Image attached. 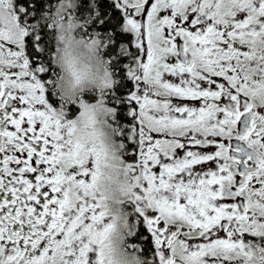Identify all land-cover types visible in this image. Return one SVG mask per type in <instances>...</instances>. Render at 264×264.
Instances as JSON below:
<instances>
[{
  "label": "snow or ice",
  "instance_id": "1",
  "mask_svg": "<svg viewBox=\"0 0 264 264\" xmlns=\"http://www.w3.org/2000/svg\"><path fill=\"white\" fill-rule=\"evenodd\" d=\"M65 23L101 90L62 91ZM117 224L138 264H264V0H0V264H104Z\"/></svg>",
  "mask_w": 264,
  "mask_h": 264
},
{
  "label": "clouds",
  "instance_id": "2",
  "mask_svg": "<svg viewBox=\"0 0 264 264\" xmlns=\"http://www.w3.org/2000/svg\"><path fill=\"white\" fill-rule=\"evenodd\" d=\"M75 24L73 27H67V23L59 28L57 35L61 37L59 41V51L56 54V67L58 73L63 77L60 81L62 91L71 96H80L90 94L101 90L104 82L109 78L106 73L109 71L103 53L96 45L90 44L88 40L77 33ZM260 103V97L256 101ZM97 119L102 120L100 113H97ZM80 133L84 134L90 129H85L83 121L79 125ZM106 175L101 179V187L109 196L108 206L112 213L113 199L119 198L120 185L115 180V173L112 172L113 180H108L107 175L111 170H105ZM123 236V238H121ZM130 253L127 247L124 230L117 224L111 231L105 241L103 248L104 264H129ZM137 260L142 258L137 257Z\"/></svg>",
  "mask_w": 264,
  "mask_h": 264
},
{
  "label": "flooded vegetation",
  "instance_id": "3",
  "mask_svg": "<svg viewBox=\"0 0 264 264\" xmlns=\"http://www.w3.org/2000/svg\"><path fill=\"white\" fill-rule=\"evenodd\" d=\"M76 30H77V33H78V34L82 35V34L79 32L78 29H76ZM119 199H120V196H119V198H114V199H113L112 213L115 214V215H120L122 212L125 211V209H123V207H122L119 203H117V201H118ZM121 238H123V236H122ZM128 250H129L130 253L134 254L130 249H128ZM129 264H138V260L135 258V254H134L132 257H130V262H129Z\"/></svg>",
  "mask_w": 264,
  "mask_h": 264
},
{
  "label": "rangeland",
  "instance_id": "4",
  "mask_svg": "<svg viewBox=\"0 0 264 264\" xmlns=\"http://www.w3.org/2000/svg\"><path fill=\"white\" fill-rule=\"evenodd\" d=\"M129 262H130V260H129Z\"/></svg>",
  "mask_w": 264,
  "mask_h": 264
}]
</instances>
